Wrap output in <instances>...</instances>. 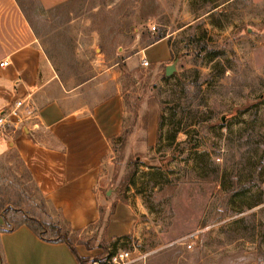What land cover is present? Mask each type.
<instances>
[{"label":"rangeland","instance_id":"obj_1","mask_svg":"<svg viewBox=\"0 0 264 264\" xmlns=\"http://www.w3.org/2000/svg\"><path fill=\"white\" fill-rule=\"evenodd\" d=\"M160 35L170 77L140 56L121 63ZM29 44L63 85L47 86L46 100L93 76L91 98L106 95L102 82L122 84L127 119L104 168L107 197L141 199L151 228L170 234L140 245L143 264H264V0H0V53ZM3 156L2 205L44 219L24 166ZM72 235L94 248L85 264L137 248Z\"/></svg>","mask_w":264,"mask_h":264},{"label":"crops","instance_id":"obj_2","mask_svg":"<svg viewBox=\"0 0 264 264\" xmlns=\"http://www.w3.org/2000/svg\"><path fill=\"white\" fill-rule=\"evenodd\" d=\"M67 1L39 0L45 8ZM171 54L168 38L164 37L135 51L121 63L140 56L156 68L164 65L165 71ZM5 60L9 64L0 67V110L17 100H24L27 108L22 130L0 135V155L14 154L22 163L42 196L45 209L60 226H66L78 237L96 236V241L100 233L107 243L129 237L137 246L130 253L144 256L135 264H143L147 248L140 245H157L170 234L151 228L146 220L148 208L141 199L107 197L111 191L106 190L104 168L112 159L113 143L122 136L127 119L122 84L102 82L110 87L106 95L91 98L87 91L97 84L93 76L63 90L66 97H60L58 91L54 98L46 100L47 86L63 85L40 47L29 44L1 50L0 62ZM110 69L118 76L122 74L120 62ZM76 91L81 92L80 97L70 101ZM149 120L154 135L155 113H151ZM74 248L82 258H90L94 252V248L88 250L82 244ZM0 253L5 264H78L65 243L45 242L25 225L0 232Z\"/></svg>","mask_w":264,"mask_h":264},{"label":"trees","instance_id":"obj_3","mask_svg":"<svg viewBox=\"0 0 264 264\" xmlns=\"http://www.w3.org/2000/svg\"><path fill=\"white\" fill-rule=\"evenodd\" d=\"M162 38H164V35L158 36L155 41L160 40ZM28 176L30 178L29 174H28ZM30 181H31V178H30ZM128 184H131V179H129ZM33 186H34V184H33ZM34 189H35V192L38 194V197H39L41 204L43 206V214H45V218L42 219L41 217H38L35 214H31V212L28 213L27 211H24L22 209L15 211V210L9 209L8 206L4 207L2 205L1 197H0V212H1V217H2V221H3V225L0 226V232H10L20 225H25L32 232H34L41 240H43L45 242L65 243L70 248V250L72 251L74 256L76 257L78 264H85L86 258L79 257L75 248H74V246L76 245L75 244L76 242H75V240L72 241V239H73L72 234H75V233L70 232V230H68L66 228V226H63V227L60 226L58 224V222L54 221L50 217L49 213L45 209V203L43 201L42 196L40 195L38 190L35 188V186H34ZM18 214H21V216H22V218L19 221L13 222L9 219V217L11 215H12V217H14ZM121 239H130V238L129 237H123ZM117 240L118 239H116V241ZM78 244L84 245L88 250L92 249V247H93L92 245L89 246L88 244L82 243V242L78 243ZM113 244H115V243H113ZM0 263L5 264L4 260L1 256V253H0Z\"/></svg>","mask_w":264,"mask_h":264},{"label":"built area","instance_id":"obj_4","mask_svg":"<svg viewBox=\"0 0 264 264\" xmlns=\"http://www.w3.org/2000/svg\"><path fill=\"white\" fill-rule=\"evenodd\" d=\"M8 61L0 62V67H6ZM142 65L147 66L148 62L142 58ZM24 100H17L14 104L7 105L0 110V135H5L7 131L22 130V124L25 121L26 109ZM191 246L188 245L187 248ZM144 256H133L130 252H119L111 257L112 264H131Z\"/></svg>","mask_w":264,"mask_h":264},{"label":"water","instance_id":"obj_5","mask_svg":"<svg viewBox=\"0 0 264 264\" xmlns=\"http://www.w3.org/2000/svg\"><path fill=\"white\" fill-rule=\"evenodd\" d=\"M176 71L175 64H171L165 67L164 75L170 77Z\"/></svg>","mask_w":264,"mask_h":264}]
</instances>
